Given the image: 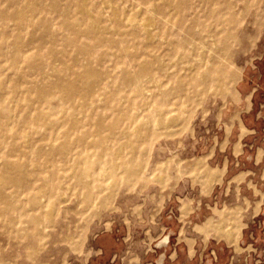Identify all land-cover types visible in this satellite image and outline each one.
Here are the masks:
<instances>
[{
	"label": "rangeland",
	"instance_id": "374dc122",
	"mask_svg": "<svg viewBox=\"0 0 264 264\" xmlns=\"http://www.w3.org/2000/svg\"><path fill=\"white\" fill-rule=\"evenodd\" d=\"M163 2L0 0V264H264V0Z\"/></svg>",
	"mask_w": 264,
	"mask_h": 264
},
{
	"label": "bare ground",
	"instance_id": "6f19581e",
	"mask_svg": "<svg viewBox=\"0 0 264 264\" xmlns=\"http://www.w3.org/2000/svg\"><path fill=\"white\" fill-rule=\"evenodd\" d=\"M110 2H111V1H110ZM110 2H109L108 4L111 5ZM164 2H165V3H168V4H175V3L172 2V0H164ZM164 2H163V3H164ZM139 3H140V2H139ZM257 3H258V2H257ZM110 5H109V6H110ZM148 5H149V3H148ZM153 5H154V4H153ZM90 6L92 7V5H90ZM94 6H95V5H94ZM149 6H150V5H149ZM149 6H148V7H149ZM176 6H177V4H176ZM216 6H217V5H216ZM150 7H151V6H150ZM87 9H88V8H87ZM90 9H91V8H90ZM90 9H89V10H90ZM94 9H95V7H94ZM91 10H92V9H91ZM143 10H144V9H143ZM145 10L149 12V11L151 10V8H147V7H146ZM93 11H94V10H93ZM131 11H132V10H131ZM131 11H130V12H131ZM145 13H146V12H145ZM165 13H166V12H165ZM180 14H181V13H180ZM221 14H222V13H221ZM160 15H161V14H160ZM122 16H123V15H122ZM132 16H133V15H132ZM137 16H138V15H137ZM137 16H136V17H137ZM172 16H173V15H172ZM220 17H221V15H220ZM122 18H123V17H122ZM137 18H138V17H137ZM137 18H134V17H133V20L135 19L134 21H137ZM108 19H109V21H110V18H109V17H108ZM141 20H142V18H141ZM221 20H222V19H221ZM110 23H111V22H110ZM125 23H127V21H126ZM131 23H135V22H131ZM131 23H130L129 26H131V27L133 26V27H134L135 24H131ZM140 23H141V24H139V27H140L141 29H143V32H144V30H147V29H148V28H147V24H143L142 22H140ZM169 23H170V22H169ZM106 24H108V20H107ZM128 24H129V23H128ZM164 24H166V23H164ZM162 25H163V24H162ZM91 27H93V25H91ZM211 27H212V25H211ZM137 28H138V27H137ZM112 29H113V28H112ZM129 29H130V28H128V30H129ZM207 29H208V28H207ZM209 29H210V27H209ZM88 30L90 31V28H89V29H86V31H88ZM140 31H141V30H140ZM162 32H163V31H162ZM208 32H209V31H208ZM141 33H142V32H141ZM203 33H205V32H203ZM208 34H210V32H209ZM206 35H207V34H206ZM218 35H219V34H218ZM140 36H141V35H140ZM258 37H259V36H258ZM138 38H139V37H138ZM144 38H145V37H144ZM154 38H155V37H154ZM160 38H161V37H160ZM160 38H159V39H160ZM209 38H210V36H209ZM212 38H213V37H212ZM142 39H143V37H142ZM155 39H156V38H155ZM192 39H193V38H192ZM214 39H215V38H214ZM140 40H141V39H140ZM211 40H212V39H211ZM144 41H145V40H144ZM157 41H158V40H157ZM160 41H161V40H160ZM180 41H181V40H180ZM195 41L197 42V40H194V42H195ZM200 41H202V39H201ZM204 41H207V40H204ZM212 41H213V40H212ZM145 42H146V41H145ZM196 42H195V43H196ZM199 43H200V42H198V44H199ZM202 43H203V41L201 42V44H202ZM204 43H205V42H204ZM211 43H213V42H211ZM191 45H192V43H190V48L193 46V45H192V46H191ZM199 45H200V44H199ZM199 45H198V46H199ZM202 45H203V44H202ZM204 45H206V43H205ZM207 45H208V43H207ZM211 45H212V44H211ZM222 45H223V44H222ZM162 46H163V44H162ZM188 46H189V45H188ZM214 46H216V45H214ZM168 47H169V46H168ZM200 47L203 48V46H201V45H200ZM171 48H172V46H171ZM206 48H207V47H206ZM217 48H218V46H217ZM207 49H208V48H207ZM169 50H170V49H169ZM189 50H190V49H189ZM200 50H201V49H200ZM204 50H205V47H204ZM209 50H210V49H209ZM209 50H208V51H209ZM198 51H199V50H197L198 57H199L200 54H199ZM202 51H203V49H202ZM220 51H221V50H220ZM204 52H205V51H203L202 54H203ZM210 52H211V51H210ZM226 52H227V51H226ZM226 52H225V53H226ZM151 53H154V52H151ZM157 53H158V52H157ZM165 53H166V51H165ZM191 53H193V52L191 51ZM191 53H190V54H191ZM166 54H167V53H166ZM178 54H179V53H178ZM209 54H210V53H208V55H209ZM79 55H80V54H79ZM177 56H178V55H177ZM177 56H176V57H177ZM176 57H175V58H176ZM188 57H189V56H188ZM188 57H186V58H188ZM194 57H197V56H193V58H194ZM203 57H204V54H203ZM209 57H210V56H209ZM186 58H185V59H186ZM199 58H200V57H199ZM199 58H198V59H199ZM201 58H202V57H201ZM201 58H200V60H203V59H201ZM161 59H162V57H161ZM161 59H160V62H161L162 60L164 61V58H163L162 60H161ZM188 59H189V58H188ZM222 59H223V58H222ZM194 60H195V59H194ZM194 60H193V61H194ZM169 61H170V60H169ZM173 61H174V60H173ZM179 61H180V60H179ZM196 61H197V60H196ZM198 61H199V60H198ZM198 61H197V64H198ZM207 61H209V60H207ZM175 62H176V60H175ZM187 62H188V61H187ZM221 62H222V61H221ZM108 63H109V62H108ZM181 63H183V62L181 61ZM181 63H180V64H181ZM185 63H186V62H185ZM199 63H200V61H199ZM207 63H208V62H207ZM175 64H176V63H175ZM192 64H193V63H192ZM209 64H210V63H209ZM187 65H188V64H187ZM230 65H231V64H230ZM193 66H195V65H193ZM193 66H192V68H193ZM118 67H119V66H118ZM152 67H153V66L150 65V64H148V65H144L143 67H141L139 73H140V74H144V73L148 72L149 70H151ZM186 67H188V66H186ZM224 67H225V66H224ZM192 68H191V69H192ZM175 69H176V68H175ZM181 69H182V68H181ZM182 70H184V69H182ZM185 70H186V69H185ZM173 71H174V70H173ZM209 71H210V70L207 71V74H206V75H204V74H202V73L199 72V73H197V74L195 75V78H200V79L206 78V77L209 76V74H210ZM241 71H242V70H241ZM188 72H189V71H188ZM182 73H183V71H182ZM182 73H181V74H182ZM92 74L95 75V79H97V78L100 77V76L98 77V74H95L94 72H93ZM165 75H166V74H165ZM184 75H185V74H184ZM221 75H222V73H221ZM187 76H188V75H187ZM50 77H51V76H50ZM81 78H82V76H81ZM145 78H146V77H145ZM187 78H188V77H187ZM222 78H225V79H226L225 74H224L223 76H221V79H222ZM109 79H110V77H109ZM143 79H144V78H143ZM225 79H224V80H225ZM100 80H101V79H100ZM100 80H99V81H100ZM140 80H141V79H140ZM159 80H160V79H159ZM212 80H213V79H212ZM99 81H98V82H99ZM154 81H155V80H154ZM160 81H161V80H160ZM160 81H159V82H160ZM238 81H239V80H238ZM139 82H140V81H139ZM156 82H158V80H157ZM156 82H154V83H156ZM223 83H224V82H223ZM150 84H151V83H150ZM222 86H224V85H222ZM210 87H211V84H210ZM106 88H107V87H105V89H106ZM156 88H157V86H156ZM165 88H166V87H165ZM107 89H108V88H107ZM108 90H109V89H108ZM110 90H111V89H110ZM110 90H109V91H110ZM144 90H145V89H144ZM146 90H147V89H146ZM228 90H229V89L227 88V91H228ZM106 91H107V90H106ZM146 92L150 93V91H146ZM151 92H153V90H152ZM230 92H231V91H230ZM226 94H227V93H226ZM226 94H225V95H226ZM228 94H229V92H228ZM151 95H152V94H151ZM225 95H224V97H226ZM229 95H230V94H229ZM231 95H232V94H231ZM226 98H228V97H226ZM230 100H232V99H230ZM227 101H228V100H227ZM233 101H234V100H233ZM236 101H237V100H236ZM239 101H240V100H239ZM148 102H149V100H148ZM233 103H234V102H233ZM92 104H93V103H92ZM225 104H226V103H225ZM146 105H147V102H146ZM147 106H148V105H147ZM226 106H227V105H226ZM151 107H152V106H151ZM138 109H140V108L138 107ZM236 109H237V108H236ZM222 110H223V109H222ZM138 111H139V110H138ZM140 111H141V109H140ZM175 111H176V110H175ZM184 113H185V112H184ZM235 113H236V112H235ZM239 113H240V112H239ZM236 114H237V113H236ZM231 115H232V113H231ZM220 117H221V116H220ZM222 117H223V116H222ZM229 118H230V117H229ZM233 118H234V117H233ZM233 118H231L230 120L233 121V120H234ZM166 119H167V118H166ZM227 119H228V118H227ZM234 121H235V120H234ZM234 121H233V122H234ZM157 122H158V121H157ZM157 122L155 121V123H157ZM225 122H226V121H225ZM241 122H242V121H241ZM175 124H176V123H175ZM177 124H178V123H177ZM220 124H221V123H220ZM226 124H227V123H226ZM229 124H230V123H229ZM229 124H228V125H229ZM242 124H243V123H242ZM156 125H157V124H156ZM169 126H170V125H169ZM172 127H174V125H173ZM157 128H158V127H156V129H157ZM159 128H161V127H159ZM162 128H163V129H167L168 127L165 128V126H164V127H162ZM230 129H231V128H230ZM230 129H229V130H230ZM245 129H246V128H245ZM4 130L7 131V129H5V127H3V132L5 133ZM168 131H169V130H168ZM27 137H28V136H27V133H26V134H25V133H22V134L20 133L18 136H16L17 139L23 140V142H26V141H27ZM123 137H124V136H123ZM121 138H122V137H121ZM226 141H227V140H226ZM23 142L21 143V145H23ZM46 147H47V146H46ZM142 157H143V156H142ZM194 159H195V158H194ZM177 161H178V160H177ZM193 161H194V160H193ZM192 163H193V162H192ZM162 164H164V163H162ZM164 165H165V164H164ZM175 165H177V164H175ZM189 166H190V165H189ZM17 168H19V167H17ZM20 168H21V167H20ZM12 171H13V173H14V176L8 177V178L6 179V181L3 183V186L0 187V198H2V199H5V198H6V194H5V191H4V190H5V187H6L7 184L13 182V183H15L16 185H20V184H25L26 181H27V179H26V177H25V175H26L25 173H23L22 171L20 172L19 169H16V171H14V170H12ZM102 174H103V173H102ZM146 174H147V173H146ZM75 178L78 180V181H77L78 183L84 184V183H86L85 181H87V179L89 178V176H88V175H85V174L82 173V172H80V173H77V174H76ZM168 178H169V177H168ZM83 182H84V183H83ZM213 182H214V179H213ZM59 183H60V182H59ZM208 183H209V182H208ZM59 185H60V184H59ZM59 185H58V186H59ZM67 186H68V185H67ZM108 186H109V185H108ZM67 189H68V188H67ZM63 190H64V189H63ZM56 192H57V191H56ZM55 194H56V193H55ZM62 196H63V195H62ZM24 197H25V196H24ZM57 198H58V197H57ZM59 213H60V212H59ZM60 219H61V218H60ZM219 224H220V226L222 225L221 223H219ZM229 233H230V232H229ZM230 234H231V233H230Z\"/></svg>",
	"mask_w": 264,
	"mask_h": 264
},
{
	"label": "crops",
	"instance_id": "0c3cea01",
	"mask_svg": "<svg viewBox=\"0 0 264 264\" xmlns=\"http://www.w3.org/2000/svg\"><path fill=\"white\" fill-rule=\"evenodd\" d=\"M248 99L247 100H245V104H246V106H250V96H248L247 97Z\"/></svg>",
	"mask_w": 264,
	"mask_h": 264
}]
</instances>
